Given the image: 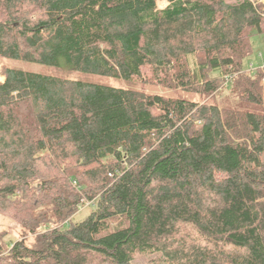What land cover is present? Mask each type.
<instances>
[{
  "label": "trees",
  "instance_id": "trees-1",
  "mask_svg": "<svg viewBox=\"0 0 264 264\" xmlns=\"http://www.w3.org/2000/svg\"><path fill=\"white\" fill-rule=\"evenodd\" d=\"M255 35L253 0H0L5 62L204 98L225 87L260 109L5 66L0 213L33 238L0 231V264H264V68L244 65Z\"/></svg>",
  "mask_w": 264,
  "mask_h": 264
},
{
  "label": "rangeland",
  "instance_id": "rangeland-1",
  "mask_svg": "<svg viewBox=\"0 0 264 264\" xmlns=\"http://www.w3.org/2000/svg\"><path fill=\"white\" fill-rule=\"evenodd\" d=\"M260 2L264 5V0H253ZM168 5L167 1H160L158 3V7L160 9L165 8ZM253 44V54L244 61V65L249 67L250 64H254L258 67L259 64H262L264 61V37L261 35H255L252 38ZM262 55V56H261ZM257 63V64H256ZM11 66L18 69H23L26 71H31L35 73H42L50 76H57L63 77L71 80L82 81L92 84L98 85H105L111 86L121 89H129V90H136V91H144L147 93H155L159 95L171 96V97H179L184 99H189L192 101H196L199 103H210L212 105H217L220 108L224 109H252L253 111H260L257 107H243V103L239 101L235 96L232 95L229 88H222L215 94L204 98L201 95L195 94H187L183 91L178 90H168L163 87H154L151 85H147L144 82L140 81H127L123 78H113L108 76H103L99 74H91V73H84L71 70L66 68L65 66L62 67H51V66H44L36 63H27L21 61H13L5 62L0 59V83L4 82V78L1 76L2 71L5 66ZM260 66V65H259ZM256 67V68H257ZM264 83V80H263ZM94 207L85 206L82 210L73 218L74 222L82 221L85 217H87ZM0 231L7 232L6 241H24V242H31L32 236L28 235L26 229H23L18 225L16 222L12 221L11 219L5 217L0 213ZM142 264H149L147 258L144 260L139 261Z\"/></svg>",
  "mask_w": 264,
  "mask_h": 264
},
{
  "label": "built area",
  "instance_id": "built-area-1",
  "mask_svg": "<svg viewBox=\"0 0 264 264\" xmlns=\"http://www.w3.org/2000/svg\"><path fill=\"white\" fill-rule=\"evenodd\" d=\"M256 67H257V66H255L254 64H250L247 70H249V71H254V70L257 69ZM258 67H259V65H258ZM260 67L264 68V61H263L262 64H260ZM229 80H230L229 78L226 79V83L224 84V86H227Z\"/></svg>",
  "mask_w": 264,
  "mask_h": 264
}]
</instances>
